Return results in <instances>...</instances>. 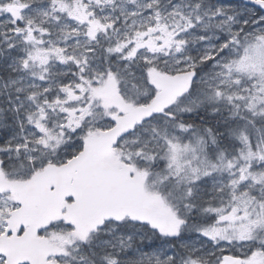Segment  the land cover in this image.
<instances>
[{
    "label": "snow or ice",
    "instance_id": "1",
    "mask_svg": "<svg viewBox=\"0 0 264 264\" xmlns=\"http://www.w3.org/2000/svg\"><path fill=\"white\" fill-rule=\"evenodd\" d=\"M0 264H264V0H0Z\"/></svg>",
    "mask_w": 264,
    "mask_h": 264
}]
</instances>
